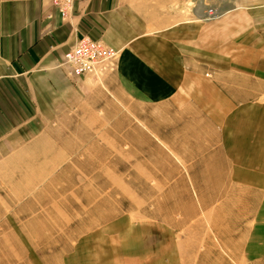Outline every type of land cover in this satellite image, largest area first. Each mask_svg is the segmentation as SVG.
I'll return each instance as SVG.
<instances>
[{
  "label": "rangeland",
  "instance_id": "1",
  "mask_svg": "<svg viewBox=\"0 0 264 264\" xmlns=\"http://www.w3.org/2000/svg\"><path fill=\"white\" fill-rule=\"evenodd\" d=\"M108 2L109 11L124 13L123 50L80 76L74 107L61 104L57 117L38 120L37 130H11L0 144V264H98L97 241L88 239L108 224L118 225L111 236L126 256L144 257L124 264H245L244 236L260 200L231 180L234 166L213 140L211 129L220 130L211 113H183L181 102L196 101L201 80L210 88L215 54L236 62L260 52L264 0ZM201 7L210 17H199ZM90 26L79 38L112 48L103 30ZM165 44L172 69L157 72ZM122 52L118 73L139 95L125 96L117 87ZM235 73L242 79L253 72ZM153 75L177 85L172 101L147 92ZM209 94L206 88L204 98ZM147 240L155 246H143ZM117 245H107L103 264Z\"/></svg>",
  "mask_w": 264,
  "mask_h": 264
},
{
  "label": "crops",
  "instance_id": "2",
  "mask_svg": "<svg viewBox=\"0 0 264 264\" xmlns=\"http://www.w3.org/2000/svg\"><path fill=\"white\" fill-rule=\"evenodd\" d=\"M109 7L108 0H73L70 17L62 21L48 0H0V144L7 143L5 137L11 134V130H37L38 120L57 117L61 104H71L74 107L77 82H82V79L72 76L68 68L60 64L64 53L74 45L79 35L87 34V30L91 29L90 24L99 31L103 30L104 41L112 49L117 51L116 48L124 47V38L129 33L122 26L124 13L109 11ZM93 12L95 16L91 19L90 14ZM260 22L264 23L263 6ZM263 28L261 40L255 44L256 49H260L258 54L251 51L248 57L236 62L223 60L215 54L217 74L213 77L210 88L209 83L201 80L195 85L196 101L181 102L186 104L181 108L183 113H187L189 109L197 117L211 113L212 126L218 125L217 130H220L216 133L215 127L211 129L213 140L221 141L222 154L229 165L234 166L229 171L231 180L249 189L243 191L249 193L247 197L260 200L251 214L244 236L245 264L264 263ZM130 30L132 33L138 32L136 26ZM113 34L116 36H112ZM111 37H115V43H111ZM137 44L138 41L131 46ZM163 47L165 63L153 66L161 69L151 67L154 72L172 69L170 47L166 44ZM124 53H121L116 62L115 78L119 80L117 87L125 96L139 95L137 93L142 91L137 90L129 81L126 85L123 76L118 73V68L123 66ZM236 70L253 72V78L246 76L236 79ZM184 72L182 77L187 71ZM153 79V88L149 87L147 92L162 96V102L172 101L176 96L177 85L172 84L166 75L158 79L153 75ZM215 79L217 82L223 81L224 85L216 86ZM206 88L210 94L204 98ZM204 108L208 110L205 111ZM247 174L251 177L242 176ZM252 188H255L254 191ZM116 228L118 229V225L108 224L103 232L97 233L98 238L88 239L98 243L94 246L98 264L105 262L104 252L111 242L118 244L119 248L110 252L112 258L106 264H124L126 261L136 263V260L142 262L144 257L141 258L139 252L127 256L124 254L121 242L118 243L119 238L111 236L117 231ZM142 244L145 247L151 245L148 240ZM84 246L86 245L82 244L78 252Z\"/></svg>",
  "mask_w": 264,
  "mask_h": 264
},
{
  "label": "built area",
  "instance_id": "3",
  "mask_svg": "<svg viewBox=\"0 0 264 264\" xmlns=\"http://www.w3.org/2000/svg\"><path fill=\"white\" fill-rule=\"evenodd\" d=\"M51 7L61 19L71 12L73 0H49ZM116 51L97 40L81 37L64 53L61 66H66L74 77L94 74L98 69L110 64Z\"/></svg>",
  "mask_w": 264,
  "mask_h": 264
},
{
  "label": "bare ground",
  "instance_id": "4",
  "mask_svg": "<svg viewBox=\"0 0 264 264\" xmlns=\"http://www.w3.org/2000/svg\"><path fill=\"white\" fill-rule=\"evenodd\" d=\"M212 8V7H211ZM205 8L204 7H201V8H199V11H198V15H199V17L200 18H204V17H210V15H208V14H206V13H204L203 12V10H204ZM209 9H210V7H209ZM207 11V10H206ZM213 12V11H212ZM208 13H210V12H208ZM217 14V13H216ZM210 19V18H209ZM112 49V48H111ZM115 51V50H114ZM66 53V52H65ZM116 54H117V52H116Z\"/></svg>",
  "mask_w": 264,
  "mask_h": 264
}]
</instances>
